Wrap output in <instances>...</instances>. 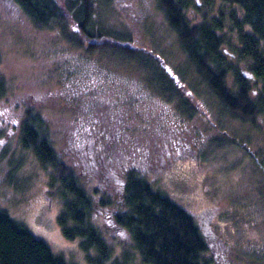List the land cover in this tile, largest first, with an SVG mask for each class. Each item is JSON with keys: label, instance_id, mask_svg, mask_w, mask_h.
I'll return each instance as SVG.
<instances>
[{"label": "rangeland", "instance_id": "rangeland-1", "mask_svg": "<svg viewBox=\"0 0 264 264\" xmlns=\"http://www.w3.org/2000/svg\"><path fill=\"white\" fill-rule=\"evenodd\" d=\"M111 5L96 15L107 26L128 31L136 46L152 53L178 87L173 98L154 94L149 72L135 60L110 50L85 51L65 40L57 25L36 28L10 0H0V73L7 85L0 97V206L66 261L89 264L80 238L62 234L57 222L61 200L54 189L49 191L45 170L18 141L19 122L30 107L47 120L62 155L80 149L82 135L76 132L81 129L107 147L112 158L108 175L86 168L79 172L83 183L93 184L86 183L93 178L100 193L111 195L120 190L122 171L135 166L155 189L194 212L207 236L202 258L209 264H264V111L250 123L224 109L188 64L155 0H112ZM232 12L241 14L237 5L222 0H188L185 9L192 23L202 18L220 21L221 49L257 90L260 81L237 56ZM231 80L228 72V85ZM120 86L127 91L141 86L136 92L146 95L147 104L122 102L117 114L103 101L79 128L80 122L69 114V100ZM181 97L192 104L189 117ZM181 119L184 123L174 122ZM112 212L103 207L97 213L106 241L116 255L127 251L133 264H142L128 233L110 218Z\"/></svg>", "mask_w": 264, "mask_h": 264}, {"label": "trees", "instance_id": "trees-1", "mask_svg": "<svg viewBox=\"0 0 264 264\" xmlns=\"http://www.w3.org/2000/svg\"><path fill=\"white\" fill-rule=\"evenodd\" d=\"M10 1L36 28L57 25L65 40L85 51L110 50L135 60L149 72L148 86L154 88V94L162 99V96L173 98L177 85L162 66L154 62L152 53L136 46L128 31L107 26L100 15H96L101 8L112 7V0ZM222 1L235 4L241 10L239 17L231 14L239 43L237 56L246 61L247 71L260 81L257 90H252L246 75L227 60L221 49L224 37L218 19L202 18L192 23L185 14L188 0H155L167 25L175 32L188 64L208 90L231 116L253 123L255 116L264 111V0ZM228 72L232 73L231 85L226 82ZM6 86L0 73V97L6 93ZM132 87L134 89L128 91L120 86L110 92H90L76 102L71 99L69 114L77 118L79 128H83L86 114L92 113L103 101L117 114L122 102L135 104L142 101L143 104L144 100L146 105V95L144 98L137 93L141 86ZM149 87L148 91L151 90ZM150 99L148 102H152ZM180 100L186 117L191 116L192 104L185 98ZM151 121L152 124L156 122L153 118ZM179 121L174 122L184 123L182 119ZM143 125H146L145 121ZM49 126L42 113L27 107L19 122L18 141L23 148L33 152L45 170L49 191L54 189L53 193L61 200L57 222L62 234L69 239L80 238L79 246L89 264H133L129 252L116 255L106 241L96 221L97 213L103 207L113 208L110 218L128 233L130 247L136 250L142 264H209L207 258H202L208 249L207 236L198 225L194 212L155 189L132 165L122 171L117 193H100L93 178H88L86 183L92 180L94 183L86 185L80 179V173L86 168L93 174L98 168L100 175L103 172L108 175L107 163L112 158L106 152L107 147L98 145L102 144L101 140L97 139V143L95 137L81 129L83 134L76 132L82 135L80 149L62 155L55 148ZM218 143L223 144V140ZM102 163L105 164L103 168ZM96 174L99 176L98 172ZM0 264L74 263L54 252L45 240L35 236L22 221L0 206Z\"/></svg>", "mask_w": 264, "mask_h": 264}]
</instances>
